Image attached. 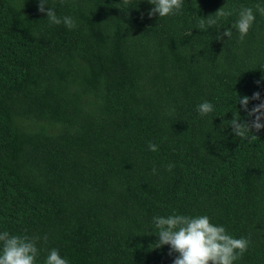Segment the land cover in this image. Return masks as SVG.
I'll use <instances>...</instances> for the list:
<instances>
[{
	"label": "trees",
	"instance_id": "16d2710c",
	"mask_svg": "<svg viewBox=\"0 0 264 264\" xmlns=\"http://www.w3.org/2000/svg\"><path fill=\"white\" fill-rule=\"evenodd\" d=\"M47 3L77 26L0 0V233L47 235L37 264L53 248L69 264H173L153 217L208 215L250 239L234 264H264V129L228 125L253 119L239 97L264 102V0H184L167 17L148 0ZM241 6L245 38L216 39ZM222 7L233 15L197 28Z\"/></svg>",
	"mask_w": 264,
	"mask_h": 264
},
{
	"label": "clouds",
	"instance_id": "9594fccd",
	"mask_svg": "<svg viewBox=\"0 0 264 264\" xmlns=\"http://www.w3.org/2000/svg\"><path fill=\"white\" fill-rule=\"evenodd\" d=\"M148 3L154 5L149 12V17L156 14L159 17H167L178 14L183 7L184 0H148ZM48 4L47 0H39L38 11L46 13V18L50 24L60 25L63 23L68 29H74L76 21L71 16L58 17L53 8H45ZM255 10L264 16V5L256 4ZM237 11V19L231 28H227L216 39H228L232 36V28L238 34L242 41L248 34L255 21V13L253 7L241 6ZM233 15V10H226L225 7L217 10L213 15L199 20L197 28L204 30L213 25H217L221 19H225ZM259 83V82H257ZM260 100L259 92H255L252 97H239L238 104L247 113L250 121H242L238 115H233L228 125L231 126L232 132L236 137L241 139H259L253 134L264 129V102H261L248 110L249 100ZM214 106L208 101H204L198 105L199 113L207 115L213 112ZM249 133L253 135L249 136ZM150 151H157L158 146L149 142ZM168 171L174 168V164L167 166ZM153 174L156 169H152ZM153 223L158 230L156 236L158 240L153 244L154 248H162L169 246V256L173 253L177 254L173 260V264H234L235 261L242 258L243 254L248 250L250 239L234 238L227 232L224 226L211 222L208 215L189 216L173 213L168 216H155ZM43 239L47 243L48 237L43 238L37 235H10L7 231L0 233V264H37L40 255L38 243ZM44 264H69L67 258L62 257L58 249H50Z\"/></svg>",
	"mask_w": 264,
	"mask_h": 264
}]
</instances>
